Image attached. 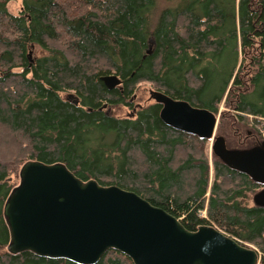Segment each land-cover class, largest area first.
I'll list each match as a JSON object with an SVG mask.
<instances>
[{"label": "trees", "instance_id": "obj_1", "mask_svg": "<svg viewBox=\"0 0 264 264\" xmlns=\"http://www.w3.org/2000/svg\"><path fill=\"white\" fill-rule=\"evenodd\" d=\"M10 1L0 0V142L8 151L0 156V264H76L7 251L3 206L19 182L7 166L23 156V164L61 163L83 182L133 192L188 231L214 225L253 245L264 264L263 183L212 153L209 186L208 160L193 146L207 140L166 126L154 101L128 118L102 108L130 106L147 82L219 114L216 134L227 149L258 146L264 0H21L17 14L7 11ZM33 47L44 54L29 56ZM111 74L120 85L108 90L101 77ZM96 264L133 263L109 249Z\"/></svg>", "mask_w": 264, "mask_h": 264}, {"label": "water", "instance_id": "obj_2", "mask_svg": "<svg viewBox=\"0 0 264 264\" xmlns=\"http://www.w3.org/2000/svg\"><path fill=\"white\" fill-rule=\"evenodd\" d=\"M30 56V53H29ZM108 90L120 85L116 75L101 77ZM161 105L160 120L168 127L202 140L232 169L264 184V141L245 150H229L214 137V113L149 91ZM76 105L77 99L71 94ZM106 105H103L104 109ZM256 201L264 204V189ZM3 217L9 230L7 251L38 257L96 264L114 249L133 264H258L256 249L207 225L186 230L180 220L117 186L81 181L63 164L28 161L10 191Z\"/></svg>", "mask_w": 264, "mask_h": 264}, {"label": "rangeland", "instance_id": "obj_3", "mask_svg": "<svg viewBox=\"0 0 264 264\" xmlns=\"http://www.w3.org/2000/svg\"><path fill=\"white\" fill-rule=\"evenodd\" d=\"M6 8H7V11L9 13L17 14L21 9V0H13V1L8 2L6 5ZM29 52H31L30 53L31 57L32 56L33 57L40 56V55L44 54L37 47H33ZM152 90H154V86L152 84L147 83V82H141L135 87L134 94H133L134 97L132 99V104L130 106L123 105V104L115 105V106H109L108 105L104 108V111L106 113L114 116V117H117V118L132 117L139 107L149 105L153 102V99L151 98V96L149 94V91H152ZM70 94L72 95L74 93L67 91V92L62 93V96H63V98L67 99L68 95H70ZM67 100H72V99H67ZM218 107H219V113L226 111L225 105L223 102H221ZM216 117H217V123H218L219 114H217ZM214 137H217L216 130L214 133ZM228 144H229V147H234V144H232V141H230V143H228ZM4 146L0 142V156H5V154L8 152L7 148L4 149ZM193 146L195 148V151H197V153L203 154L208 160V164H209V186H210L212 183V180H213L212 140H207L204 144L201 145V147L195 146L194 144H193ZM194 154H196V152H194ZM24 159H25V156H23L22 159H21V157L16 158V160L14 161L13 164H9L7 166L8 171L9 172L12 171V173L10 174V178L13 182H18L17 175L19 176V171L23 165ZM13 169H15V170L13 171ZM209 188H208L207 196L209 195ZM257 192L258 191H255L254 193L250 194V197H249L250 203H251L252 197H254V199H255ZM200 215H201V217H206V212L202 211V212H200ZM207 226H209V225H207ZM212 227H214V225ZM214 228H216V227H214ZM243 245L248 247V248H251V249H256L251 244L245 243ZM3 251L4 250L2 249L0 251V253H2Z\"/></svg>", "mask_w": 264, "mask_h": 264}, {"label": "built area", "instance_id": "obj_4", "mask_svg": "<svg viewBox=\"0 0 264 264\" xmlns=\"http://www.w3.org/2000/svg\"><path fill=\"white\" fill-rule=\"evenodd\" d=\"M259 138L261 141H264V119H261L259 125Z\"/></svg>", "mask_w": 264, "mask_h": 264}, {"label": "flooded vegetation", "instance_id": "obj_5", "mask_svg": "<svg viewBox=\"0 0 264 264\" xmlns=\"http://www.w3.org/2000/svg\"><path fill=\"white\" fill-rule=\"evenodd\" d=\"M75 98V97H74ZM76 99V98H75ZM77 103H78V101H77Z\"/></svg>", "mask_w": 264, "mask_h": 264}]
</instances>
